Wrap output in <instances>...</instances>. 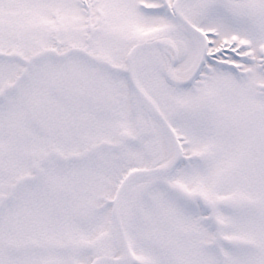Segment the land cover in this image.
<instances>
[{
	"label": "snow or ice",
	"instance_id": "6c2138e0",
	"mask_svg": "<svg viewBox=\"0 0 264 264\" xmlns=\"http://www.w3.org/2000/svg\"><path fill=\"white\" fill-rule=\"evenodd\" d=\"M0 264H264V0H0Z\"/></svg>",
	"mask_w": 264,
	"mask_h": 264
}]
</instances>
